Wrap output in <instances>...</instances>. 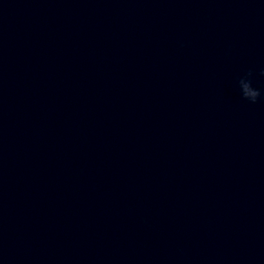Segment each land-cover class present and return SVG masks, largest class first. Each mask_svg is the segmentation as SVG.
I'll return each instance as SVG.
<instances>
[{
  "label": "water",
  "instance_id": "1",
  "mask_svg": "<svg viewBox=\"0 0 264 264\" xmlns=\"http://www.w3.org/2000/svg\"><path fill=\"white\" fill-rule=\"evenodd\" d=\"M264 0H0V264H264Z\"/></svg>",
  "mask_w": 264,
  "mask_h": 264
},
{
  "label": "clouds",
  "instance_id": "2",
  "mask_svg": "<svg viewBox=\"0 0 264 264\" xmlns=\"http://www.w3.org/2000/svg\"><path fill=\"white\" fill-rule=\"evenodd\" d=\"M259 75L264 76V67L259 68ZM253 69H248L238 77V84H243L244 87H239V95L243 100L249 103H257L261 98H264V86H254Z\"/></svg>",
  "mask_w": 264,
  "mask_h": 264
}]
</instances>
